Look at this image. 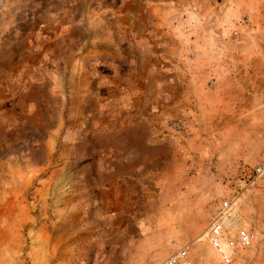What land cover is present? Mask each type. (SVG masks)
<instances>
[{"label": "rangeland", "instance_id": "374dc122", "mask_svg": "<svg viewBox=\"0 0 264 264\" xmlns=\"http://www.w3.org/2000/svg\"><path fill=\"white\" fill-rule=\"evenodd\" d=\"M264 0H0V264H264ZM183 255V256H182Z\"/></svg>", "mask_w": 264, "mask_h": 264}, {"label": "built area", "instance_id": "2783aa9c", "mask_svg": "<svg viewBox=\"0 0 264 264\" xmlns=\"http://www.w3.org/2000/svg\"><path fill=\"white\" fill-rule=\"evenodd\" d=\"M256 172L259 177L263 175L264 165H260ZM243 196V193H238L223 199L216 207L209 223V244L223 264H236L243 245L252 237L251 229L246 224L241 210Z\"/></svg>", "mask_w": 264, "mask_h": 264}]
</instances>
